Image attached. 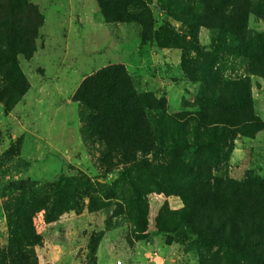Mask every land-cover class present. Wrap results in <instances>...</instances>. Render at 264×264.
<instances>
[{"label": "rangeland", "instance_id": "374dc122", "mask_svg": "<svg viewBox=\"0 0 264 264\" xmlns=\"http://www.w3.org/2000/svg\"><path fill=\"white\" fill-rule=\"evenodd\" d=\"M28 1L43 22L32 55H16L27 88L10 108L0 99V264H13L15 232L25 264H224L192 234L156 227L161 208L182 207L180 196L142 191L139 218L125 166L102 161L103 145L87 135L73 94L87 75L119 63L138 93L165 99L168 113L198 110L200 82L189 80L181 59L202 62L203 52H217L211 69L224 79L248 76L253 110L264 121V77L227 50L235 38L227 31L228 14L243 17L252 38H264V0H189L198 14L211 3L226 29L209 19H202L208 26L192 21L179 11L182 0L176 7L170 2L171 9L167 0H149L158 38L165 30L184 47L141 43L138 23L106 22L97 0ZM191 40L198 49L188 47ZM233 142L213 173L238 182L248 172L264 178V128ZM18 217H29L31 243L18 239L24 231Z\"/></svg>", "mask_w": 264, "mask_h": 264}, {"label": "trees", "instance_id": "16d2710c", "mask_svg": "<svg viewBox=\"0 0 264 264\" xmlns=\"http://www.w3.org/2000/svg\"><path fill=\"white\" fill-rule=\"evenodd\" d=\"M148 1L97 3L106 22L138 23L141 43L155 39L162 47L186 46L179 43L176 34L165 30L166 37L158 38ZM167 1L169 9L170 2L173 7L181 2ZM182 1L179 11L192 16V21L208 26L202 19H209L226 29L211 3L198 14L189 0ZM243 20L238 14H228L227 31L235 38L227 50L244 57L250 73L264 77V38H252ZM42 22L41 13L30 1L0 0V99L7 108L27 88L16 55H32ZM188 47L198 49L195 40ZM202 54V62L184 56L181 59L189 80L200 82L198 110L168 113L165 99L138 93L125 66L119 63L87 75L73 99L81 106L87 135L103 145L102 161L108 164L116 159L125 166V177L140 208L139 218L143 219L142 191L176 194L183 205L177 210L160 209L155 219L159 230L192 234L202 248L224 264H264V178L248 172L238 182L213 173L227 161L235 136H254L264 128V121L253 110L249 77L224 79L211 69L217 68V52ZM150 154L152 158H148ZM17 221L24 225L17 238L31 243L29 217H18ZM16 235L11 263L25 264Z\"/></svg>", "mask_w": 264, "mask_h": 264}, {"label": "crops", "instance_id": "0c3cea01", "mask_svg": "<svg viewBox=\"0 0 264 264\" xmlns=\"http://www.w3.org/2000/svg\"><path fill=\"white\" fill-rule=\"evenodd\" d=\"M39 50H40V49H37V50L35 51V54H37Z\"/></svg>", "mask_w": 264, "mask_h": 264}]
</instances>
